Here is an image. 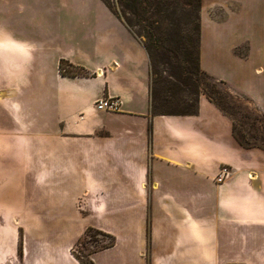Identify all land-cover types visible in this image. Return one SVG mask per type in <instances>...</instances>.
I'll return each instance as SVG.
<instances>
[{"label":"crops","instance_id":"crops-1","mask_svg":"<svg viewBox=\"0 0 264 264\" xmlns=\"http://www.w3.org/2000/svg\"><path fill=\"white\" fill-rule=\"evenodd\" d=\"M1 5L11 23L0 25V165L42 164L47 187L21 208L40 212L45 234L33 256L26 239L27 264H81L71 249L90 226L123 229L122 264L230 260L237 247L262 259L253 247L264 245V150L239 144L204 94L196 115H153L149 55L103 0ZM202 9L201 66L223 78L219 64L249 61ZM62 60L84 73H61ZM104 96L120 109H98ZM223 167L231 173L219 183ZM115 246L92 258L102 264Z\"/></svg>","mask_w":264,"mask_h":264},{"label":"rangeland","instance_id":"rangeland-1","mask_svg":"<svg viewBox=\"0 0 264 264\" xmlns=\"http://www.w3.org/2000/svg\"><path fill=\"white\" fill-rule=\"evenodd\" d=\"M18 1L41 5V0ZM109 1L114 7L119 8L116 0ZM9 10L10 6L8 9L4 5L0 6V25L5 29H9L11 23ZM12 10L17 11L15 8ZM37 10L39 11L40 7ZM202 14L207 22L229 31L237 42L234 53L249 61L247 64L237 61L236 68L227 60L218 65L219 72L224 76L219 79L225 80L231 94L238 97V99L234 97V100L237 103L235 110L240 112L239 117L248 112L256 114L255 108L264 111V105L256 103L248 96L264 102V0H203ZM210 30L207 25L206 31ZM161 67L164 68V65ZM231 81L246 94L236 88ZM250 127L248 123L247 128ZM42 180L43 166L37 162L35 164L18 162L0 165V264H27L26 239L29 241L33 256L36 251L34 250L35 245L45 237L44 232L35 227L36 217L40 212L30 211L28 214L21 212V208H25L30 198L42 197L43 190H47ZM19 215L22 216V220ZM94 228L95 230L84 233L80 237L81 240L79 238L71 249L73 254H79L86 261L89 257L92 258L94 254H90L92 251L101 249L111 241V238L104 233L107 231ZM113 229L117 234H111L117 238V245L113 251L102 254L100 260L102 264H122L124 261V251L127 246L123 229L117 226H113ZM184 248L185 246L182 249ZM253 249V252L259 253L255 254L256 257L262 258L256 260L258 262L240 257L237 247V258L231 257L230 260L214 257L209 261L194 260L192 262L160 260L157 264H264V245L253 247ZM147 256V264H153V260L149 258L151 256Z\"/></svg>","mask_w":264,"mask_h":264},{"label":"trees","instance_id":"trees-1","mask_svg":"<svg viewBox=\"0 0 264 264\" xmlns=\"http://www.w3.org/2000/svg\"><path fill=\"white\" fill-rule=\"evenodd\" d=\"M103 1L149 55L153 115H196L204 94L232 119L233 134L239 144L264 150V111L255 108L256 114L248 112L239 117L234 100L238 97L231 94L227 82L201 66L202 0H116L119 8L109 0ZM60 71L79 75L84 68L62 60ZM92 230L95 228L88 227L85 233ZM104 233L111 241L90 254L116 245L115 235ZM74 255L81 264H95L90 257L86 261L79 254Z\"/></svg>","mask_w":264,"mask_h":264},{"label":"built area","instance_id":"built-area-1","mask_svg":"<svg viewBox=\"0 0 264 264\" xmlns=\"http://www.w3.org/2000/svg\"><path fill=\"white\" fill-rule=\"evenodd\" d=\"M96 106L100 110L118 111L120 109V100L116 97L104 96L96 101ZM230 173L231 171L227 167H223L215 179L217 182L222 183L227 179Z\"/></svg>","mask_w":264,"mask_h":264}]
</instances>
